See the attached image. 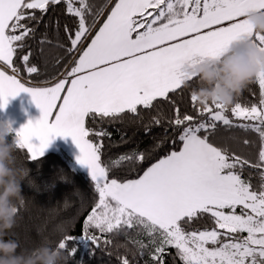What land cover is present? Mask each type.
I'll use <instances>...</instances> for the list:
<instances>
[{
    "label": "snow or ice",
    "instance_id": "obj_1",
    "mask_svg": "<svg viewBox=\"0 0 264 264\" xmlns=\"http://www.w3.org/2000/svg\"><path fill=\"white\" fill-rule=\"evenodd\" d=\"M61 3L76 18L75 28L65 26V33L70 45L66 52L78 53V59L55 84L26 86L15 75L19 68L14 56L35 32L29 24L38 22L36 12L44 14ZM89 12L87 0H0V111L10 99L27 93L41 113L15 131L17 148L37 160L55 138L71 139L79 151L77 163L87 168L98 194L82 237L91 245L98 246L99 237L88 229L103 234L140 225L150 237L154 264H164L168 248L176 250L182 264H264V72L254 77L259 104L231 108L242 123L234 125L221 105H202L199 115L208 114L203 122L187 114L181 118L177 110L173 124L181 129L182 146L176 150L174 138L173 150L138 178L110 177L101 158L103 145L91 139L107 132L87 127L89 122L137 114L141 107L150 109L158 98L167 100L193 80L181 71L186 64L218 59L245 37L264 51V34L255 33L245 19L264 13V0H116L102 26L81 47L101 14L97 11L89 22ZM30 56L21 57L29 75L38 73ZM191 100L197 101L193 95ZM217 122L258 133V160L214 145L210 137ZM144 159L143 153L118 157L119 166ZM245 166L261 170L258 190L242 178ZM205 214L214 226L191 229ZM73 239L63 238L58 247L67 251ZM75 251L72 247L70 255Z\"/></svg>",
    "mask_w": 264,
    "mask_h": 264
},
{
    "label": "trees",
    "instance_id": "obj_2",
    "mask_svg": "<svg viewBox=\"0 0 264 264\" xmlns=\"http://www.w3.org/2000/svg\"><path fill=\"white\" fill-rule=\"evenodd\" d=\"M87 2L90 5L89 22L97 11L101 14L95 17L93 31L82 47L90 42L91 36L103 24L116 0ZM36 16L38 22L32 21L29 24L35 28V32L25 39V48H18L14 61L23 82L29 86H51L60 77L67 76L78 58V53L66 52L70 45L65 33V26L75 28L76 18L67 14L63 3L50 7L44 14L37 11ZM28 53H31V64L38 68L36 74L29 75L25 70L21 57ZM198 86L197 80L193 79L175 93H170L167 100L158 98L150 109L141 107L137 114L124 113L120 117L105 118L95 124L87 123L89 128L107 132L103 137L92 136L91 139L103 145L101 158L110 168V177L118 180L138 178L151 164L173 150L174 138L175 149L179 150L182 146L178 141L181 129L173 124L177 110L181 118L187 114L194 117L195 122H203L198 111L203 106L191 100L192 92ZM259 100V86L253 78L235 96L227 111L236 103L244 106L258 105ZM7 139L11 141L12 136ZM210 139L214 145L226 148L230 154L258 160L261 140L259 134L251 129L227 127L217 122L215 135ZM245 140L249 143L245 144ZM132 153H143L146 159L124 161L119 166L121 162L118 157ZM16 156L28 169V176L20 185L24 202L17 205L16 225L5 238L17 240L18 253L29 252L45 242L55 247L63 238L72 236L74 239L69 241L68 250H62L66 264H123L125 259L128 264H154L152 245L141 250L134 242L116 232L102 234L95 228L88 229L89 234L99 237L98 246L82 239L85 220L98 201V194L91 179L83 172L74 170L66 156L52 152L32 160L26 149L19 148ZM260 172V169L245 166L242 178L249 180L258 190L261 184ZM213 226L211 218L205 214V219L193 223L191 229H211ZM72 247L76 249L73 256L70 255ZM164 264H182L175 249H167Z\"/></svg>",
    "mask_w": 264,
    "mask_h": 264
},
{
    "label": "clouds",
    "instance_id": "obj_3",
    "mask_svg": "<svg viewBox=\"0 0 264 264\" xmlns=\"http://www.w3.org/2000/svg\"><path fill=\"white\" fill-rule=\"evenodd\" d=\"M245 19L255 33L264 34V13H250ZM181 71L185 77L197 80L199 86L192 95L199 104L227 109L235 96L258 73L264 72V51L245 37L218 59L186 64ZM17 149L11 124L0 122V264H66L58 245L53 247L45 242L29 252L18 253L17 240L5 238L16 225L17 205L24 202L20 185L28 176V169L16 156Z\"/></svg>",
    "mask_w": 264,
    "mask_h": 264
},
{
    "label": "rangeland",
    "instance_id": "obj_4",
    "mask_svg": "<svg viewBox=\"0 0 264 264\" xmlns=\"http://www.w3.org/2000/svg\"><path fill=\"white\" fill-rule=\"evenodd\" d=\"M92 31L93 28L91 29V33ZM10 73H12L11 70ZM15 75L17 79L21 80L18 73ZM65 77L66 76H62L60 77V79H64ZM21 82L29 86L26 82H23L22 80ZM30 87H38V86H30ZM39 87H45V86H39ZM19 96L22 100H29L30 107H27L26 105L22 106V104L19 105L18 103H16L17 102L16 98H19ZM19 96H16L15 100L14 98L10 99L4 110L0 111V122H4V121L9 122L13 129V134L15 133L16 130H18L20 127L26 124L29 120L35 122L37 119H39L41 115L40 111L32 103L30 95H28L27 93H20ZM225 115H227L229 119L233 120L234 124L242 123L241 121H237L236 118L232 116L231 110L227 111L226 109ZM207 119H208V114L205 113L202 116V121H206ZM245 123H250V122H245ZM49 148L53 150L54 153H61L64 156H66L70 160L71 162L70 165L74 170L81 171L90 178L87 168L82 167L77 163V157L79 156V151L75 147V145L73 144L70 138L57 137L51 142ZM47 151L49 150L46 149L45 152L47 153ZM114 232L123 235L124 237L131 240L132 242H134V244L138 245L141 250H143V248L148 249L149 247L150 237L147 235L146 231L140 225H136L132 229H128L127 227H124L119 231H114ZM243 235H246V233ZM141 245H144V247H141Z\"/></svg>",
    "mask_w": 264,
    "mask_h": 264
},
{
    "label": "crops",
    "instance_id": "obj_5",
    "mask_svg": "<svg viewBox=\"0 0 264 264\" xmlns=\"http://www.w3.org/2000/svg\"><path fill=\"white\" fill-rule=\"evenodd\" d=\"M106 20V19H105ZM104 20V21H105ZM102 26V25H101ZM99 29V28H98ZM98 31V30H97ZM96 31V32H97ZM78 59V58H77ZM5 70L7 71V73L9 74V75H13L12 73H10V70L9 69H7V68H5ZM27 86V85H26ZM19 96V95H18ZM14 100H15V98H14ZM16 100H17V102L16 103H18L19 105H21L22 104V106L23 105H26L27 107H30V101L29 100H22L21 98H20V96H19V98H16ZM49 151H47V153H52L53 152V150H51L49 147L47 148ZM46 152H44V154L42 155V156H44L45 154H47Z\"/></svg>",
    "mask_w": 264,
    "mask_h": 264
}]
</instances>
